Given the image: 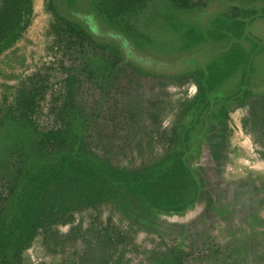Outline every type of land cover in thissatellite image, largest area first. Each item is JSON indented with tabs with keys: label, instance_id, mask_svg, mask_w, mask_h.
Here are the masks:
<instances>
[{
	"label": "rangeland",
	"instance_id": "rangeland-1",
	"mask_svg": "<svg viewBox=\"0 0 264 264\" xmlns=\"http://www.w3.org/2000/svg\"><path fill=\"white\" fill-rule=\"evenodd\" d=\"M48 1L32 0L28 28L0 51V218L9 209L10 192L35 161L37 136L17 121L18 113H9L19 101L35 102L31 119L42 132L56 129L61 107L72 105L66 117L84 148L128 172L157 163L175 147L197 93L191 72L155 74L138 66L125 45L116 49L114 43L86 39L81 48L77 39L59 37ZM189 2L195 8L184 11L148 0L123 24L142 44L149 39L155 50L150 58L157 61L178 59L186 32L178 25L202 7L224 15L248 10L243 21L257 13L255 25L264 28V0ZM69 75L80 81L71 95L64 82ZM227 116L209 122L197 151L185 159L199 190L186 175L171 191L188 210L154 211L122 190L112 200L67 213L66 197L76 190L51 187L39 205L52 222L39 229L20 264H264V96L231 105ZM195 129L186 137L192 139Z\"/></svg>",
	"mask_w": 264,
	"mask_h": 264
},
{
	"label": "trees",
	"instance_id": "trees-1",
	"mask_svg": "<svg viewBox=\"0 0 264 264\" xmlns=\"http://www.w3.org/2000/svg\"><path fill=\"white\" fill-rule=\"evenodd\" d=\"M147 1L49 0L47 10L54 18L57 35L64 34L68 40L77 39L81 48L86 39L114 43L116 49L125 45L128 55L138 66L149 68L155 74L173 77L191 72L197 93L185 114L188 126L178 142L171 141L175 147L157 163L126 172L107 166L84 148L80 133L72 131L73 122L66 117L72 115L70 111L66 113L67 106L69 110L72 105L65 102L61 107L56 129L42 132L31 119L35 102L19 101L17 109L9 113H18L17 121L29 127L38 141L33 148L35 161L30 163L21 183H16V190L10 192L9 209H4L5 216L0 218V264H20L21 254L39 229L52 222L43 218L39 205L51 187L62 192L76 190L74 195L66 197L68 208L64 211L67 213L96 206L106 198L112 200L125 190L151 210L182 214L188 207H181L177 201L179 197L171 191L186 175L194 179L185 159L197 151L196 141L203 136L209 122L226 120L233 104L264 96V28L255 25L260 17L257 13L243 21L239 18H244L248 10L234 8L233 14L224 15L202 7L189 16L187 22L178 25L186 29L178 59L157 61L150 58L149 53L155 50L148 47L149 39L146 44L137 41L123 22L145 7ZM164 1L179 10L195 8L189 0ZM31 17L32 0H0V51L21 39ZM173 23L178 24V20L174 19ZM180 62H186L187 66L180 69ZM64 82L68 95L80 84L75 75H69ZM8 120L11 122V117ZM193 125L196 127L194 137L189 139L186 134L191 133L189 129ZM79 127L82 129L83 124ZM261 135L264 146V131ZM195 181L192 184L198 191ZM56 214L58 211L53 208L52 216ZM101 236L110 241L105 232ZM175 256L180 259L179 255Z\"/></svg>",
	"mask_w": 264,
	"mask_h": 264
}]
</instances>
